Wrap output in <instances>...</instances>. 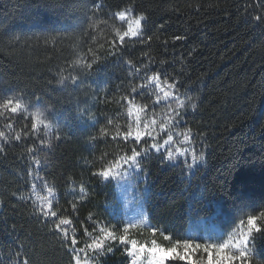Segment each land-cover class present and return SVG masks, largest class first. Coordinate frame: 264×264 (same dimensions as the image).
Segmentation results:
<instances>
[{"label": "trees", "instance_id": "trees-1", "mask_svg": "<svg viewBox=\"0 0 264 264\" xmlns=\"http://www.w3.org/2000/svg\"><path fill=\"white\" fill-rule=\"evenodd\" d=\"M125 9L146 17L142 34L114 46L115 30L127 26L114 13ZM258 15L264 0H0V98L25 105L0 116V264H76L73 257L130 264V245L120 241L125 231L149 246L219 244L264 209ZM153 74L176 85L159 104L162 93L147 80ZM126 96L144 109L140 130L148 123L154 138L123 136L136 130ZM177 99L184 101L181 116L160 132ZM37 111L49 127L33 131ZM168 134L173 140L164 145ZM133 150L140 153L147 220L127 230L116 186L100 173ZM61 219L69 223L57 229ZM95 243L102 247H90ZM247 247L248 264H264V231ZM201 257L207 254H194Z\"/></svg>", "mask_w": 264, "mask_h": 264}, {"label": "snow or ice", "instance_id": "snow-or-ice-1", "mask_svg": "<svg viewBox=\"0 0 264 264\" xmlns=\"http://www.w3.org/2000/svg\"><path fill=\"white\" fill-rule=\"evenodd\" d=\"M114 18L121 22L126 23V29L121 30L117 28L115 30V37L112 41L113 45L115 46L117 43L123 45L124 42L129 38H135L140 36L141 33V22L146 19L143 15H132L131 9L125 10H118L114 13ZM257 21H264V16L258 15L255 18ZM176 39H181V37H176ZM91 67V65H89ZM139 71V69H137ZM75 79V78H73ZM149 82L155 83L156 89L162 95L156 96V103L159 104L162 101L169 100L173 93L170 91L171 89L175 88L176 85L173 83L168 82V80H162L161 76L158 74H153L152 76L147 77ZM133 92H136V89H132ZM129 104L128 107V115L130 117H135L136 122V130L133 132L131 129L125 133L123 136L125 138L131 137L136 142H141L144 138H154L153 137V130L148 123L144 124V131L140 130V123L141 117L140 113L144 111L141 106L136 105L133 103L130 97H124ZM176 107L169 108V111L173 113L171 116H166L164 122L159 124L160 132H167L169 130V126L172 125L173 121H175L178 117L181 116V113L177 111V109H181L184 107V101L176 100L175 101ZM25 109V105L22 103L21 100L12 98V97H5L0 98V116L5 115V113L9 115H16L17 113L21 112ZM32 115V123L31 129L33 131L38 130L39 125H44L46 128L49 125L45 124V121L41 119L42 113L37 111L31 114ZM156 120L151 121V125H156ZM11 127V125H8ZM180 133H178L179 135ZM159 135V133L157 134ZM184 141L189 140V135L187 132L183 133ZM0 138H5V133L0 131ZM16 139H20V134H16ZM173 137L172 135L168 134L167 139L164 140V145L169 144L172 142ZM159 143H154L151 145L152 148L157 149L162 147ZM4 149L0 147V151ZM29 152L32 149H28ZM178 153L181 155L184 154L185 150L176 149ZM140 155L139 151L133 150L130 156L121 157V160L124 162H132L136 159V157ZM169 158H172V153H169ZM201 158V157H199ZM196 156H193V159H199ZM121 161L118 160L115 164L100 173V175H109L110 173L113 175V169L120 167ZM51 189H49V194H51ZM43 202V208H50V203H48V198L43 197L41 198ZM43 214L45 216L48 215L47 211H44ZM51 215L53 217L56 216L55 212H52ZM264 222V209L253 213L248 214L246 219H242L240 221L239 237L238 239L233 242L232 238L230 237L228 240H225L223 243L219 244H199L193 243L191 240H184L182 243L174 244L171 247H160L157 245L156 241H152V246L148 247L143 244H138L137 241L131 240L126 241L124 236L120 237L121 243H128L130 247L127 250V255L131 257L130 264H138L139 261L147 254L148 256V264H165L166 260H179L185 262V264H248V258L251 253V249L247 247V242L251 235L255 232L264 231L260 225ZM69 223L66 219H61L59 223L56 225V228L59 229L61 225H67ZM135 227V225H132ZM156 230H153V234H155ZM111 236V233H108ZM114 238V237H113ZM164 239H169V237L165 236ZM72 245H76L77 241L73 239L71 241ZM90 247H95L96 249H100L102 247L101 243H95L94 245H90ZM74 250V249H73ZM197 252H203L207 254V258L201 257L199 259L194 258V254ZM76 260V264H79V258L73 257ZM23 264H29L27 260L23 262Z\"/></svg>", "mask_w": 264, "mask_h": 264}, {"label": "rangeland", "instance_id": "rangeland-1", "mask_svg": "<svg viewBox=\"0 0 264 264\" xmlns=\"http://www.w3.org/2000/svg\"><path fill=\"white\" fill-rule=\"evenodd\" d=\"M120 161L121 167L113 169V175L109 178L116 186L117 197L121 205L120 214L125 220L126 229H135L143 226L147 220L146 189L144 187V183L142 182L143 180H141L142 175L139 173V167L137 166L136 161L134 160L129 163H125L122 160ZM132 225H135V227ZM126 233L127 232L125 231L124 236L127 241L129 239ZM238 237L239 231L237 235L232 236L231 238L233 242H235ZM146 246L151 247L149 245ZM138 264H148L147 254H145Z\"/></svg>", "mask_w": 264, "mask_h": 264}, {"label": "clouds", "instance_id": "clouds-1", "mask_svg": "<svg viewBox=\"0 0 264 264\" xmlns=\"http://www.w3.org/2000/svg\"><path fill=\"white\" fill-rule=\"evenodd\" d=\"M203 159V157L201 156V160ZM125 163H127V162H125ZM120 167H121V165H120ZM115 169V168H114ZM102 176V178H103V180H106V179H108L110 176H112V174L110 173L109 175H101Z\"/></svg>", "mask_w": 264, "mask_h": 264}]
</instances>
